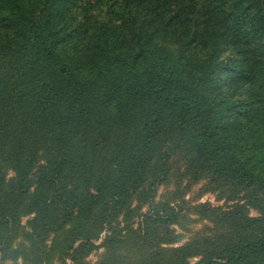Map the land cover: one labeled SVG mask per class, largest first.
I'll use <instances>...</instances> for the list:
<instances>
[{
	"label": "trees",
	"instance_id": "trees-1",
	"mask_svg": "<svg viewBox=\"0 0 264 264\" xmlns=\"http://www.w3.org/2000/svg\"><path fill=\"white\" fill-rule=\"evenodd\" d=\"M179 142L264 196V0H0V243L25 211L30 244L53 233L63 253L104 230L143 243L133 217L177 221L154 199ZM238 212L221 239L142 264L264 261V209Z\"/></svg>",
	"mask_w": 264,
	"mask_h": 264
},
{
	"label": "rangeland",
	"instance_id": "rangeland-1",
	"mask_svg": "<svg viewBox=\"0 0 264 264\" xmlns=\"http://www.w3.org/2000/svg\"><path fill=\"white\" fill-rule=\"evenodd\" d=\"M225 56L224 51L222 57ZM227 85V81L221 78L222 92L227 89ZM182 143L165 144L162 151L164 157L159 164H164L168 169L167 179L157 187L154 199L155 204L169 199L178 216L177 221L162 226L148 218L136 216L131 222L139 234H147L143 243L130 241L116 246L105 244L104 230L94 240V247L88 253L77 252L72 255L71 251L77 244H72L71 250L63 253L61 250L66 244H54L56 235L53 233L47 235L43 244H30L26 233L30 232L29 219L33 218L34 212L25 211L17 219L18 227H12L6 241L0 243V264H142L143 259H150V254L159 252L161 255L157 258H167L171 250L191 242L197 243L203 236L209 237L211 242L221 239L217 237L232 230L231 223L222 220L221 212L232 210L238 213L243 211L253 217L262 215L259 211L264 209V196L255 202L252 190L244 188L245 182L215 171L213 165L205 160L197 162L194 152L186 145L181 146ZM6 173V180H11L12 172L8 170ZM204 203L220 209L215 213L204 211L200 208ZM138 204L136 200L133 202L134 206ZM142 206V212L148 215V205L145 203ZM121 222H124L123 219ZM58 236L60 240L62 235ZM196 259V256H189L187 261L192 264ZM255 261L264 264L262 258L257 257Z\"/></svg>",
	"mask_w": 264,
	"mask_h": 264
}]
</instances>
